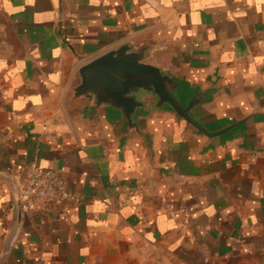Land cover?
Instances as JSON below:
<instances>
[{"label":"crops","instance_id":"0c3cea01","mask_svg":"<svg viewBox=\"0 0 264 264\" xmlns=\"http://www.w3.org/2000/svg\"><path fill=\"white\" fill-rule=\"evenodd\" d=\"M129 41L211 135L74 98ZM32 165L79 200L24 203ZM0 264H264V0H0Z\"/></svg>","mask_w":264,"mask_h":264},{"label":"water","instance_id":"95a60500","mask_svg":"<svg viewBox=\"0 0 264 264\" xmlns=\"http://www.w3.org/2000/svg\"><path fill=\"white\" fill-rule=\"evenodd\" d=\"M148 58L147 45L129 41L91 59L78 70L74 98L88 99L95 109L108 107L119 112L129 129L138 133L141 131L137 117L153 108L168 109L188 125L211 135L194 112L200 105L201 94L184 103L176 76L149 63Z\"/></svg>","mask_w":264,"mask_h":264},{"label":"built area","instance_id":"2783aa9c","mask_svg":"<svg viewBox=\"0 0 264 264\" xmlns=\"http://www.w3.org/2000/svg\"><path fill=\"white\" fill-rule=\"evenodd\" d=\"M20 196L24 203L42 206L79 200L69 192L66 179L57 170L39 165H32L26 170Z\"/></svg>","mask_w":264,"mask_h":264}]
</instances>
